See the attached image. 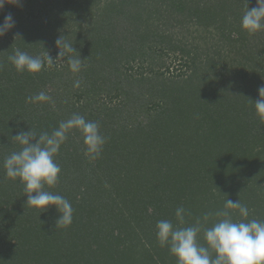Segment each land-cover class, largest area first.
Returning a JSON list of instances; mask_svg holds the SVG:
<instances>
[{
    "label": "trees",
    "instance_id": "1",
    "mask_svg": "<svg viewBox=\"0 0 264 264\" xmlns=\"http://www.w3.org/2000/svg\"><path fill=\"white\" fill-rule=\"evenodd\" d=\"M71 5L53 4L43 20L18 17L16 0L0 9V24L9 13L15 20L0 38V264H176L156 224H177L179 207L183 226L208 214L210 227L227 199L264 221V119L253 104L264 86V30L241 28L257 0H109L72 37L79 73L69 63L18 72L9 59L17 49L42 61L58 49L56 17L75 13ZM181 28L188 35L177 39ZM198 33L203 44L192 47L187 38ZM156 49L180 55L186 71L152 68ZM132 62H148L149 72L133 75ZM41 91L50 103L27 102ZM74 114L98 122L106 142L95 158L79 132L62 144L57 183L45 190L68 199L73 216L56 227L59 213L27 206L3 165L20 150V131L50 133Z\"/></svg>",
    "mask_w": 264,
    "mask_h": 264
},
{
    "label": "clouds",
    "instance_id": "2",
    "mask_svg": "<svg viewBox=\"0 0 264 264\" xmlns=\"http://www.w3.org/2000/svg\"><path fill=\"white\" fill-rule=\"evenodd\" d=\"M19 3V0H16ZM4 0H0L2 9ZM15 27L11 13L4 17L0 24V38H3ZM241 28L249 34L264 30V0H257V6L244 12L241 18ZM59 49V57L73 54L69 58L70 70L79 73L82 61L66 37L58 36L55 41ZM18 72L39 73L43 61L17 49L9 57ZM49 63L53 59L48 55ZM74 88L80 87L76 80ZM259 99L253 103L256 114L264 119V86L258 89ZM27 102L33 104L50 103L51 97L44 91L29 96ZM100 125L88 121L83 116L74 114L71 118L61 121L55 129L49 132L20 131L12 138L20 150L12 152L4 160L5 174L8 178L18 180L24 187L27 196V206L36 210L46 211L49 208L59 213L57 226H68L72 222L73 208L68 199L62 195L45 190L57 183L61 172L55 157L69 133L79 132L84 141L85 155L95 158L102 151L106 138L100 134ZM238 212L240 219L234 220ZM185 209L179 207L175 211L177 224L171 220H160L156 224V236L161 246L168 247L169 254L176 258V264H264V221L248 219L249 209L239 200L227 199L222 210L217 211L216 219L210 227H205L209 215L190 226L184 225ZM203 231V243L200 233Z\"/></svg>",
    "mask_w": 264,
    "mask_h": 264
},
{
    "label": "rangeland",
    "instance_id": "3",
    "mask_svg": "<svg viewBox=\"0 0 264 264\" xmlns=\"http://www.w3.org/2000/svg\"><path fill=\"white\" fill-rule=\"evenodd\" d=\"M63 1L65 0H19V3H17L18 6L16 12L18 13V17H23L25 19H48L49 15L52 12L53 4L55 5L57 12H63ZM72 1L74 5L71 6H74L76 8L74 11L75 13L68 16L66 15V17H62L63 14L60 13V15L56 17L57 19H59L56 22L61 26L57 36L62 35L66 37L69 42L73 41V38L77 36V32L80 31V29H83L84 33L87 32L88 28L91 26V23L94 20V12H96L92 9L94 8V10H97L99 7L104 8L107 1L109 0H70V2ZM186 31L188 30H186L185 28L177 29L176 32L180 33L177 34V39L184 37L182 34L183 32L185 33L184 35L186 37L188 35ZM73 32L74 34H72ZM198 35L199 33L197 35H194L195 38H187V43H193L192 47H195L196 45L202 46L203 43L198 40ZM180 46H183V44L181 43ZM209 46H212V44H210ZM58 52L59 49L47 55L41 56L42 59L44 58L43 63L45 68L51 70L64 69L63 67L65 66L68 67L70 55L65 54L63 57H59ZM48 55L53 59V61H51L50 63L48 61ZM155 58L157 64L152 65V68L156 69L160 67L158 69L159 73H164V75L167 77H175L176 75H179L180 73L186 71V68L181 61L180 55L178 54L166 53L165 51L156 49ZM148 64V62H132L130 64V73L136 76H138L140 73H147L149 72V68L151 66H149ZM162 64L165 65L163 66Z\"/></svg>",
    "mask_w": 264,
    "mask_h": 264
}]
</instances>
